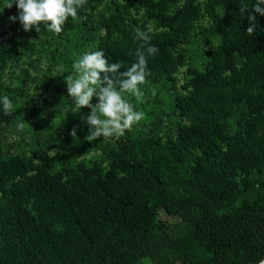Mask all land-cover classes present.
<instances>
[{"label":"trees","instance_id":"1","mask_svg":"<svg viewBox=\"0 0 264 264\" xmlns=\"http://www.w3.org/2000/svg\"><path fill=\"white\" fill-rule=\"evenodd\" d=\"M96 1L60 35L79 34L90 52L103 50L125 71L136 61L135 30L147 31L159 51L148 57L146 79L172 85L197 32L206 65L174 94L180 122L172 135L126 132L103 147L99 162L62 170L43 148L0 156V264L146 257L152 264H257L264 258V16L253 12L257 27L246 32L255 0H112L110 13L95 19ZM9 2L0 0V90L19 48L32 50V36L51 33L43 24L40 33L24 31L9 19L19 15L15 3L5 8ZM17 27L22 39L13 35ZM16 114L4 115L0 105V118ZM159 210L174 220H161Z\"/></svg>","mask_w":264,"mask_h":264},{"label":"rangeland","instance_id":"2","mask_svg":"<svg viewBox=\"0 0 264 264\" xmlns=\"http://www.w3.org/2000/svg\"><path fill=\"white\" fill-rule=\"evenodd\" d=\"M96 3L95 19L100 13L109 14L113 8L112 0H98ZM139 14L142 15V9ZM149 28L154 29V25L150 23ZM19 32L20 28L17 27L13 35L20 38ZM30 39L35 47L32 50L20 47L18 66L6 72L1 80L0 97L8 96L17 114L8 121L0 118V156L19 154L28 157L33 150L43 148L56 158L57 170L81 161L99 162L103 147L116 139L98 138L92 142L85 140L89 130L82 116H86L91 109L85 107L77 110L80 111L79 114H73L71 111L66 113V109L71 106V98L67 95L64 76L73 74V63L69 59L74 53H82V56L90 52L91 46L83 45L79 34L68 39L51 32L32 36ZM42 44L52 46L55 52L48 55ZM204 51L205 46L198 33L194 32L185 44L186 60L180 67L174 84H167L164 80L152 82L146 79V83L140 86L144 92L142 100L128 97L135 110L144 113V118L126 132L158 133L162 136L175 133L180 117L173 106L174 94L182 91L181 86L190 72H200L204 69L207 61ZM60 66H63V75L57 71ZM97 102L98 98L94 97L92 103ZM236 120V115L229 118L228 125L231 130L236 128ZM18 122H23V131L17 130ZM73 127L77 128L75 139L70 135ZM61 157H64L65 162H61ZM158 216L163 221L174 220L162 210H159ZM137 264L152 262L146 257Z\"/></svg>","mask_w":264,"mask_h":264},{"label":"clouds","instance_id":"3","mask_svg":"<svg viewBox=\"0 0 264 264\" xmlns=\"http://www.w3.org/2000/svg\"><path fill=\"white\" fill-rule=\"evenodd\" d=\"M13 3L19 15L10 16L9 19H18L24 31L29 32L34 28L40 33L43 24L47 31L59 35L69 18H78L79 10L87 5L88 0H10L5 8H11ZM247 7L240 6L242 16ZM253 12L264 16V0H255L252 11L247 13L248 36H252L257 27V18ZM134 40L140 42L135 53L136 61L125 71H120L122 65L119 62L110 63L104 51L97 50L83 54L72 64L73 74L64 76L67 95L71 98V106L66 109V113L71 111L79 114L80 111L77 110L85 107L91 109L86 116H82L89 130L85 140L89 142L98 138L119 139L144 118V113L136 111L128 97L142 100L144 92L140 86L146 83L150 74L148 57L154 56L159 50L151 43V36L147 31L136 29ZM57 71L63 75V66ZM117 74L121 79H115ZM94 97L98 98L95 104L92 103ZM0 105L4 115L13 113L15 106L8 96L0 97ZM16 127L18 131H23V122H18ZM70 135L77 138L76 127H73ZM258 264H264V258Z\"/></svg>","mask_w":264,"mask_h":264},{"label":"water","instance_id":"4","mask_svg":"<svg viewBox=\"0 0 264 264\" xmlns=\"http://www.w3.org/2000/svg\"><path fill=\"white\" fill-rule=\"evenodd\" d=\"M258 264V263H257Z\"/></svg>","mask_w":264,"mask_h":264}]
</instances>
